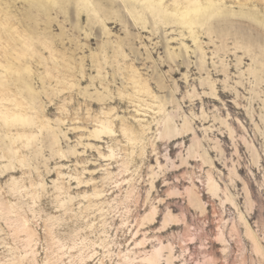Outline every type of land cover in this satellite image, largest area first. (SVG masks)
Here are the masks:
<instances>
[{
    "label": "rangeland",
    "instance_id": "1",
    "mask_svg": "<svg viewBox=\"0 0 264 264\" xmlns=\"http://www.w3.org/2000/svg\"><path fill=\"white\" fill-rule=\"evenodd\" d=\"M240 1L222 0L223 11H249L264 21V0ZM23 9L17 4L10 11L26 21ZM244 21L209 26L217 33L198 29V44L177 27L154 37L151 28L131 27L133 45L116 79L113 68L100 71L89 60L107 39L89 46V28L71 31L79 41L71 64L85 59L88 80L68 95L56 94L55 81L38 83L46 67L35 61L36 47L28 57L36 77L31 87L52 129L21 153V162L4 158L8 142L0 148V170L16 166L0 174V264H264V75H251L264 71L257 64L264 63V32L237 30ZM115 26L109 25L114 47L126 34ZM35 34V44L43 37L58 43L62 35L57 28ZM249 41L253 60L242 49ZM68 49L59 48L57 57ZM169 53L179 59L171 61ZM132 64L157 99L127 96L135 95ZM160 101L177 110L175 126L188 118L198 144L193 133L163 138ZM110 109L113 133L97 135L95 119ZM127 126L136 142L124 135Z\"/></svg>",
    "mask_w": 264,
    "mask_h": 264
},
{
    "label": "bare ground",
    "instance_id": "2",
    "mask_svg": "<svg viewBox=\"0 0 264 264\" xmlns=\"http://www.w3.org/2000/svg\"><path fill=\"white\" fill-rule=\"evenodd\" d=\"M221 1L222 0H0V133L4 134V136L0 138V148L5 142H8L7 148L10 149L9 153H6L4 158L10 160L15 159L21 162L24 160L21 153L33 147L40 134L47 131L49 132V130L52 129L49 123L50 121L45 114V109H38V97L31 87V82L36 79V77L34 76L35 71L33 72L31 67L33 62H30L28 57L34 56L37 52L36 47L39 48V53H41V55L37 54L38 57H36L35 61L39 66L43 65L46 67L45 74L39 77L38 83H40L42 87H46L47 85H52L55 81L56 85L59 86L56 90V94L60 93L64 95L74 87L80 88L81 84L86 82L85 79L88 80L85 70H83L85 59L81 60L79 65L75 64V66H73L71 64V56H75L78 51L77 47L74 46H77L79 43L76 38H70L71 31L73 34H79L83 32L85 28H89L91 34L85 31V41L89 46L93 44V41L98 43L101 36L107 39V42L103 43L101 46L100 52L92 55L89 60L92 64H96L100 71H106L109 67L113 68L114 73L112 77L114 79H116L118 75L117 71H122V65H120V63L128 59V55L126 54L127 48L133 45L131 27H138L143 32L151 28L153 37L158 35L161 30L166 32L169 28L177 27L183 32L185 31L188 37L196 44H198V29L208 26V32H210V34L212 32L215 33L216 29L219 27L217 25L218 23H229L227 26L233 27L234 24H232V21L234 19L245 20L244 22L246 23L245 26H238L237 30L240 29L242 31L243 29H251L255 26L257 32H264V27H259L260 24L264 23L263 20L253 18L251 15L247 14L249 11L245 13L241 11V13L238 12L239 14L223 11ZM17 4L25 8L22 12H25L23 15L27 17L26 21L21 20L17 15L12 16V11L10 10L13 7L16 8ZM237 4H242V2L238 0ZM54 13L56 17L52 18ZM128 17L132 19V23H130ZM215 17L217 18L214 23H211V20ZM249 17L251 18L250 20L248 19ZM254 19L257 24H252ZM83 23H86V27L82 26ZM21 24H28V27L25 30H20ZM68 24H72L71 30L66 29ZM110 24H115V29L121 26L126 32L125 39H118L117 46L115 47L110 39L113 33V30L109 28ZM215 24L217 28H214L215 31H213L210 27H213ZM42 25H44V27ZM40 28L47 32L53 31L55 28L59 29L62 35L58 43L52 38L49 40L43 37L38 38L39 43L35 44L32 38L33 36L31 35L35 34V30H39ZM237 32L236 34L238 35ZM186 33H183L184 37H187ZM219 35L217 34L218 37ZM226 35H231V33L228 32ZM66 45L69 46L68 51L64 53L61 52V58H58L57 53L60 52L58 49L65 48ZM253 45V41H249L244 46L242 45V49L245 51L244 54H247L250 58L253 52ZM45 51L49 54L47 58H44V54H46ZM110 52L113 54L110 55ZM259 52H264V45L260 47ZM177 55L175 56V54L169 53L170 60L176 62L174 58L179 56ZM177 59H179V57ZM257 64L261 66V69H264V63L260 64V62H257ZM130 69L132 74L129 76L130 83H128L130 84L129 88L134 91L135 95L128 94L127 96L131 99V97L141 95L144 97V95H147L152 99H157V94L155 95L151 90L149 81L142 79V75L139 73L136 65H130ZM99 73V75L102 74L101 72ZM251 75L256 79H260L261 75H264V71H252ZM105 80L106 76L100 77L101 85L108 91L109 85L104 83ZM76 90H78V88H76ZM194 92H196L195 89ZM82 94L86 96L88 90ZM196 95L198 94L196 93ZM136 98L139 99L140 97ZM141 100L140 98V101ZM149 104L151 103L149 102ZM165 104L160 101V110L158 112L160 113V118L158 122H156L159 125L160 129H158L160 134L164 136L163 138L165 139V137H167L169 139L173 138L174 140H179L193 133V140L197 143L199 138L193 131L188 118L184 119V123L181 127L175 126L176 124H174L173 120L175 111L177 112V110L169 112L166 110ZM113 111L114 109H110V111L104 113L103 117H96L95 121L97 127L95 133L97 135L101 136L103 134L113 133L114 125L110 117ZM123 132L129 141L136 142L138 140L137 135L129 132L128 126L124 127ZM130 144H132V142ZM10 164L11 165L6 168H2L3 170H0V174L13 173L14 170H16V166H14L12 162H10ZM214 190L216 191V189ZM251 234L253 236L254 233ZM254 239H256V237ZM259 244L256 243V245ZM256 247L257 246H255V248Z\"/></svg>",
    "mask_w": 264,
    "mask_h": 264
}]
</instances>
